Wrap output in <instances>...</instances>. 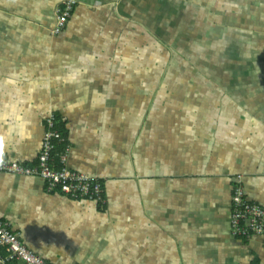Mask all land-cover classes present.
<instances>
[{"label":"crops","instance_id":"obj_1","mask_svg":"<svg viewBox=\"0 0 264 264\" xmlns=\"http://www.w3.org/2000/svg\"><path fill=\"white\" fill-rule=\"evenodd\" d=\"M62 1L0 0V161L35 166L53 116L104 202L0 173V219L50 264H264L230 227L237 177L264 208V0H75L55 34ZM167 35L187 79L145 76Z\"/></svg>","mask_w":264,"mask_h":264},{"label":"built area","instance_id":"obj_2","mask_svg":"<svg viewBox=\"0 0 264 264\" xmlns=\"http://www.w3.org/2000/svg\"><path fill=\"white\" fill-rule=\"evenodd\" d=\"M76 4L75 0H64L56 8L53 33L58 34L63 31ZM56 123L55 118L50 116L49 128L43 137L42 148L35 166L0 161V173L38 177L45 182L48 192L58 191L74 199L104 202L102 182L84 173L68 169L65 165L66 153H56V148L65 143L61 133L56 130ZM231 203L232 235L246 241L258 237L264 249V208L246 196L240 177H237L234 183ZM0 264L48 263L40 255L30 251L19 234L11 230L9 223L0 219Z\"/></svg>","mask_w":264,"mask_h":264},{"label":"trees","instance_id":"obj_3","mask_svg":"<svg viewBox=\"0 0 264 264\" xmlns=\"http://www.w3.org/2000/svg\"><path fill=\"white\" fill-rule=\"evenodd\" d=\"M76 7L77 6H75L74 9L72 10V13H71L69 19L73 15L74 10H75ZM131 45L132 44L130 43V46ZM153 51L155 52V56L157 55V53L159 54V61L156 59V62L158 61V66H156L155 71H151L150 72V71H147V67L149 66V64L152 63L153 56L152 55L149 56L148 52L152 53ZM148 52H146V55H145V64H146L145 76H146V78L147 77L152 78L153 75H156V76L160 75V79L162 81L166 82L167 80H172V77L173 76L175 77V74L177 72H179V71H180V73L182 75L180 78L183 77L184 71L182 72L181 66L186 63V61L183 60L184 53H182V55H179V56L178 55H173L172 49L171 50H169V49L167 50L165 48L164 43H161V42H160V48L158 50H151V51H148ZM163 71H166V73H165V75L162 76ZM188 74H189V72H188ZM175 79H177V78H175ZM184 79H187V77H185V75H184L183 79H177V80H184ZM55 127H56L57 131L61 132V130H62L61 123L59 125L56 123ZM62 135H63V133H62ZM65 143L63 145L61 144L60 147L56 148V153L57 154L61 153L63 151V148L65 147ZM54 156H55V153H54ZM97 203H98V201H97ZM48 264H50V263H48Z\"/></svg>","mask_w":264,"mask_h":264},{"label":"rangeland","instance_id":"obj_4","mask_svg":"<svg viewBox=\"0 0 264 264\" xmlns=\"http://www.w3.org/2000/svg\"><path fill=\"white\" fill-rule=\"evenodd\" d=\"M167 23H169L168 21H166ZM165 22V23H166ZM169 26H167L165 29H162V30H164V32L165 33H167L166 31L168 30L167 28H168ZM164 34V33H163ZM163 42L166 44L165 45V48L168 50L169 48H171V49H173V53H174V50L175 51H177L178 49H179V51H181V48H183L184 47V41H179V42H177V43H175V42H173V41H171V40H169V37H168V35H167V38H165L164 40H163ZM175 46V47H174ZM177 50H176V49ZM178 51V52H179ZM182 52V51H181ZM178 54H180V53H178ZM183 60L185 61V58H184V56H183ZM165 73H166V71H163V73H162V76L163 75H165ZM182 76V75H181ZM241 186H242V182H241ZM243 187V186H242Z\"/></svg>","mask_w":264,"mask_h":264}]
</instances>
